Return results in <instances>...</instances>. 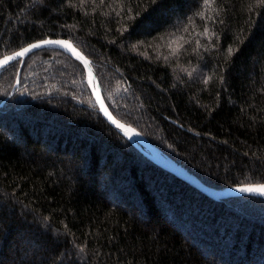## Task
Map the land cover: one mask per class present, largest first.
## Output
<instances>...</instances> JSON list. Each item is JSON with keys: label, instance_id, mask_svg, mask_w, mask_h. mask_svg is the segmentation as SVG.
<instances>
[{"label": "trees", "instance_id": "obj_1", "mask_svg": "<svg viewBox=\"0 0 264 264\" xmlns=\"http://www.w3.org/2000/svg\"><path fill=\"white\" fill-rule=\"evenodd\" d=\"M59 39L207 186L264 185V2L0 0V59ZM0 264H264V198L214 200L159 167L81 62L42 49L0 74Z\"/></svg>", "mask_w": 264, "mask_h": 264}, {"label": "water", "instance_id": "obj_2", "mask_svg": "<svg viewBox=\"0 0 264 264\" xmlns=\"http://www.w3.org/2000/svg\"><path fill=\"white\" fill-rule=\"evenodd\" d=\"M44 41L49 40H42L35 43H32L25 48L30 47L33 44H41L39 48H33L30 52H28L23 57H16V53L22 51L23 49L7 55L0 59V61H4L6 57H14V59L9 60L6 64L0 65V74L2 71L7 68L12 63L17 61H21L23 64L25 59L34 52H37L42 49H58L66 52L83 65L86 75H87V82L93 98L98 105L100 113L104 117V119L120 134H122L127 140H129L140 152L150 158L154 163H156L159 167L166 170L167 172L175 175L176 177L180 178L181 180L185 181L186 183L192 185L196 189H198L201 193L209 196L214 200H225L229 198H241V197H257V198H264V195H261L258 192H241V188L245 187H257L260 185H239L234 187H228L225 189H215L212 187L207 186L203 183L197 176L183 167L181 164L176 162L173 158L167 155L164 151L158 148L156 145L151 143L143 134H141L137 129L124 123L123 121L117 119L112 112L110 111L107 103L104 99L102 88L99 82V78L97 73L93 67L91 60L80 50L78 49L71 41L65 39L59 40H51V41H65L71 44V48H66L62 45L57 44H44ZM75 49V51H73ZM79 54V57L77 55ZM87 62V63H86ZM123 126V127H121Z\"/></svg>", "mask_w": 264, "mask_h": 264}, {"label": "snow or ice", "instance_id": "obj_3", "mask_svg": "<svg viewBox=\"0 0 264 264\" xmlns=\"http://www.w3.org/2000/svg\"><path fill=\"white\" fill-rule=\"evenodd\" d=\"M261 2H264V0H261ZM44 44H57V45H62L66 48H71V44L65 42V41H44ZM41 47V44H33L28 48H24L22 51L17 52L15 55L16 57H23L25 56L28 52H30L33 48H39ZM73 51H75V49H73ZM229 52H231V50H229ZM78 57L79 54L77 53ZM14 59V57H6L4 61H0V65L6 64L9 60ZM87 63V62H86ZM123 127V126H121ZM241 192H258L261 195H264V185H260L257 187H245V188H241L240 189Z\"/></svg>", "mask_w": 264, "mask_h": 264}]
</instances>
